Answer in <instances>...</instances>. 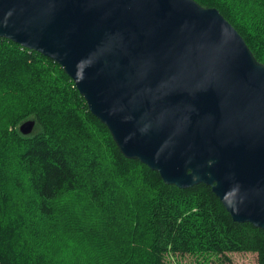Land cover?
<instances>
[{
    "label": "water",
    "instance_id": "95a60500",
    "mask_svg": "<svg viewBox=\"0 0 264 264\" xmlns=\"http://www.w3.org/2000/svg\"><path fill=\"white\" fill-rule=\"evenodd\" d=\"M0 37L58 63L124 157L264 229V63L217 8L0 0Z\"/></svg>",
    "mask_w": 264,
    "mask_h": 264
},
{
    "label": "trees",
    "instance_id": "16d2710c",
    "mask_svg": "<svg viewBox=\"0 0 264 264\" xmlns=\"http://www.w3.org/2000/svg\"><path fill=\"white\" fill-rule=\"evenodd\" d=\"M195 1L217 8L264 63V0ZM27 117L36 123L24 135L17 125ZM71 137L74 151L62 142ZM75 156L93 170L78 211L64 196L72 197L79 181ZM115 185L134 199L123 204L124 213L102 204L113 199L108 192ZM60 195L54 208L64 212L63 222L52 208ZM74 218L88 224L83 233L92 248L71 261L54 240L79 232ZM232 253H254L256 264H264V229L234 221L206 184L178 188L124 157L58 63L0 37V264H166L184 255L231 262Z\"/></svg>",
    "mask_w": 264,
    "mask_h": 264
},
{
    "label": "rangeland",
    "instance_id": "374dc122",
    "mask_svg": "<svg viewBox=\"0 0 264 264\" xmlns=\"http://www.w3.org/2000/svg\"><path fill=\"white\" fill-rule=\"evenodd\" d=\"M27 120H33L34 121V126H33V129H34L35 123H36L35 120L31 117H27L18 123V125H17L18 130H19L20 125ZM62 142L67 147V149L71 150V151H74L72 148H74L76 146V143H77L76 138H73V137H71V139H63ZM72 158L74 160V163L76 165H78L79 181L77 182V185L75 186V188L72 191V197L69 195H64V196L66 197V199H67L66 201H68L69 204L71 203L72 199L74 200V202H75L74 206H75L76 210L78 211V205L76 204V201H78L79 196L83 195V192H84L85 186H86L84 181L85 180L87 181L89 179V176H91V173H93V170L89 169L87 162H86V159L84 157L75 156ZM88 188H89V186L86 187V190ZM98 189H100V188H98ZM91 190H92L91 194L94 197V195H96L98 190H96L95 187H91ZM73 192L75 195H78L79 193L80 194L78 196H74ZM69 194H71V192ZM108 194H110L113 197V199L108 200L106 197V199L104 200V202L102 204H105L107 206V208L110 209V204L107 203L110 201V202L114 203L115 205L117 204L119 206V209L123 213H124L123 210L125 208V207H122L123 204L127 202L131 206L132 202L134 200L130 195H124L123 193L118 191L116 189V185L108 192ZM61 198H63V195L58 196L57 199L54 201V205L52 207L54 209V211H55V208H54L55 204ZM99 198H102V197L100 196ZM60 202H61V200L59 201V203ZM55 213L59 216V218L63 222L64 212L55 211ZM112 220L115 221L113 218H112ZM73 221L75 224L80 225L79 232L75 236H72L70 239H62L60 241L54 240V243L63 242V247L69 251V253H68L69 258H67V259H70L71 261L83 258L84 256L87 255L86 252L91 251V248H92L91 244L89 243L87 238H85V235L83 233V231H86L88 229V224L85 223L84 221H81V219H77V218H74ZM59 222L60 221L58 219H56L55 223L59 224ZM118 223H121V222L119 221ZM52 225H53V222L49 221V219H48L44 226L46 228H50V227H52ZM34 226H37V228L39 229L38 222H35ZM81 227H84V228H81ZM230 260H231V262H222L220 259L213 258L212 256H209L207 259L206 257H204L202 255H184V256H170L167 258L166 264H256V255L254 253H232V254H230Z\"/></svg>",
    "mask_w": 264,
    "mask_h": 264
}]
</instances>
